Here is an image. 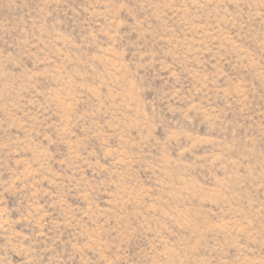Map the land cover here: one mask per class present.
<instances>
[{"label": "rangeland", "instance_id": "374dc122", "mask_svg": "<svg viewBox=\"0 0 264 264\" xmlns=\"http://www.w3.org/2000/svg\"><path fill=\"white\" fill-rule=\"evenodd\" d=\"M0 264H264V0H0Z\"/></svg>", "mask_w": 264, "mask_h": 264}]
</instances>
